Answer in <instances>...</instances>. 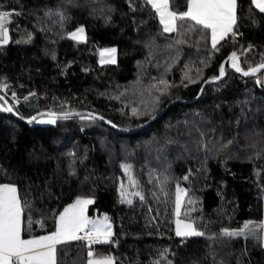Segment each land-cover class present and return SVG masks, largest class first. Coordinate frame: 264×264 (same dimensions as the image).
Masks as SVG:
<instances>
[{
	"label": "trees",
	"instance_id": "16d2710c",
	"mask_svg": "<svg viewBox=\"0 0 264 264\" xmlns=\"http://www.w3.org/2000/svg\"><path fill=\"white\" fill-rule=\"evenodd\" d=\"M169 1L187 10L186 0ZM0 12L13 13L0 45V95L18 115H99L26 122L0 111V184L17 187L24 238L54 232L70 203L91 197L89 214L111 218V242L60 244L57 264H87L90 250L116 264H264L261 236L222 235L264 216V69L245 76L227 61L225 77L207 82L232 52L243 70L264 62V13L251 0H237V35L216 49L211 31L190 20L164 32L147 0H0ZM80 26L85 41L69 35ZM106 47H117L116 63L99 62ZM177 99L189 102L136 132L105 123L133 130ZM125 165L143 202H121ZM177 185L186 190L182 212L203 236H176Z\"/></svg>",
	"mask_w": 264,
	"mask_h": 264
},
{
	"label": "snow or ice",
	"instance_id": "6c2138e0",
	"mask_svg": "<svg viewBox=\"0 0 264 264\" xmlns=\"http://www.w3.org/2000/svg\"><path fill=\"white\" fill-rule=\"evenodd\" d=\"M152 8L159 15L160 23L163 25V31L166 33L177 31V21L190 20L195 25L201 26L203 29L211 31L212 48L216 49L217 44L224 40L231 33L233 39L237 33L233 30L237 26V0H186V11L179 13L170 11L169 0H147ZM251 3L264 13V0H251ZM13 13L0 12V44L8 43V28L10 16ZM73 39H81L84 36V28H77L69 34ZM183 41H178L182 43ZM251 48V45L249 46ZM116 49H104L101 53H108L113 57L110 62L115 63L114 54ZM232 67L237 72H242L245 76L254 74L261 69H264V62L256 67H249L244 71L238 63L236 52L231 53ZM102 63L105 61L102 59ZM224 75V67L220 68V76ZM213 80L219 77H213ZM165 84V81H160ZM4 87H7L5 85ZM15 95V94H13ZM2 99V98H0ZM6 112H11V107L3 109ZM135 112V109H133ZM49 116L55 117L54 113H48ZM65 113L64 117L67 118ZM91 118V117H89ZM33 119H36L33 117ZM102 119V117H101ZM50 122L55 123V119ZM188 179L187 176L184 177ZM186 194V190L179 185L176 186L175 199V214L176 230L175 234L178 237L203 236L194 226V223L181 220L180 209L182 197ZM121 195L125 193L122 191ZM137 196L140 193H136ZM141 199L143 197L141 196ZM122 203L124 200L121 201ZM93 203L92 199L78 197L74 203L70 204L60 213L55 222V231L46 236L34 237L31 239H23L22 233V215L24 207L21 199L18 196L17 187L13 184H0V264H57L56 261V246L67 241L87 240L89 244L98 242H107L111 237V225L100 224L94 220H90L87 216L88 205ZM131 204V200H127ZM107 217L104 218L105 222ZM38 223H40L38 221ZM31 219H29V225ZM249 224H245L244 228L238 230H222V235L225 237L241 236ZM264 228V224L259 225ZM84 232L83 236L79 233ZM89 257H94L95 253L91 250L88 252ZM88 264H114V259L111 256L102 257L99 259H89Z\"/></svg>",
	"mask_w": 264,
	"mask_h": 264
},
{
	"label": "rangeland",
	"instance_id": "374dc122",
	"mask_svg": "<svg viewBox=\"0 0 264 264\" xmlns=\"http://www.w3.org/2000/svg\"><path fill=\"white\" fill-rule=\"evenodd\" d=\"M19 12H21V10L19 11ZM80 27H83V26H80ZM80 27H78V28H80ZM84 28V27H83ZM77 29V28H76ZM75 29V30H76ZM75 30H73L72 32H74ZM87 36H86V31H85V28H84V36H83V38H81V39H76V40H84L85 38H86ZM112 48H114V49H116V52H115V54H114V59H115V63L118 61V51H117V47H109V48H104V49H112ZM101 53H102V50H100V53H99V62L100 63H102L101 62V60L103 59L102 58V55H101ZM105 56V58H104V63H102V64H106V63H112V62H110V60L113 58V57H111L108 53H104L103 54V57ZM238 57V56H237ZM239 58V57H238ZM238 63L240 64V61H239V59H238ZM241 66V65H240ZM0 98H2V96L0 95ZM5 107H8L7 106V103L3 100V98L2 99H0V111H4L3 109L5 108ZM136 115V114H135ZM40 121L41 122H44V121H49L50 122V119L49 118H45V117H42L41 119H40ZM125 146H127L126 144H125ZM125 156H127L126 158H125V161L129 158V155H128V153H125L124 154ZM124 169H125V172L128 174V176H129V178H128V181L127 182H125V183H123L120 187V194H121V192L123 191L124 193H125V195L124 196H122L121 195V200H124V203H127V200H131L132 201V203L135 201V200H139V201H141V202H143V200H144V196H143V194H142V191H141V189H140V185H139V183L137 182V178L136 177H134V176H132V174H131V172H130V168H129V166L128 165H125L124 166ZM17 192H18V190H17ZM136 193H140V195L139 196H137L136 195ZM18 196H19V193H18ZM141 196L143 197V199H141ZM20 198V197H19ZM80 198H88V199H92L91 197H80ZM176 199V189H175V192H174V200ZM76 200V199H75ZM75 200L72 202V203H74L75 202ZM93 200V199H92ZM184 202H185V195L182 197V202H181V209H180V219L181 220H184V221H187V222H192V220L191 219H188L187 217H185V211H184V207H183V212H182V206H183V204H184ZM72 203H70V204H72ZM194 203H195V198H190L189 200H188V209H190L193 205H194ZM69 204V205H70ZM127 204H129V203H127ZM68 205V206H69ZM67 206V207H68ZM89 206L90 205H88V208H87V216L89 217V219L90 220H94V221H96L97 223H100V224H110L111 225V232H112V235H111V237L108 239V241L107 242H101V244H107V243H110L111 242V238L113 237V235H114V233H113V231H114V227H113V223H112V221H111V218H110V216L108 215V214H105V213H101V214H95V215H93V216H91L90 214H89V211H88V209H89ZM64 211V210H63ZM62 211V212H63ZM105 217H107L108 219H107V221L105 222V220H104V218ZM176 219H177V216H176ZM176 219H175V222H176ZM256 221H251V220H249V221H245L242 225H240L239 227H237V228H234L233 230H238V229H242V228H244V226H245V224H249V227L247 228V229H245V231H244V233L241 235V236H239V237H245V236H253V237H260V235H259V232H261V233H263V228H261V227H259V225H255L256 223H255ZM192 223H194V222H192ZM197 222H195V224H196ZM194 224V226L196 227V225ZM263 224H264V220H263ZM196 229L198 230V231H200V232H202L198 227H196ZM22 230H23V221H22ZM175 230H176V223H175ZM231 231V230H230ZM49 234H51V233H49ZM49 234H45V235H39V236H46V235H49ZM21 236H22V238L23 239H31V238H34V237H39V236H33V237H29V238H24L23 237V233H21ZM68 242H71V241H67V242H64V243H68ZM64 243H61V244H64ZM58 245H60V244H58ZM57 247V246H56ZM91 251H94V250H91ZM89 257V256H88ZM102 257H107V256H100V255H98V254H96L95 253V256L94 257H89L88 258V260L89 259H93V258H95V259H99V258H102ZM112 257V256H111ZM113 258V257H112ZM114 259V258H113ZM87 264H88V261H87ZM114 264H116V262H115V259H114Z\"/></svg>",
	"mask_w": 264,
	"mask_h": 264
},
{
	"label": "water",
	"instance_id": "95a60500",
	"mask_svg": "<svg viewBox=\"0 0 264 264\" xmlns=\"http://www.w3.org/2000/svg\"><path fill=\"white\" fill-rule=\"evenodd\" d=\"M232 53H233V52H232ZM230 55H231V54H230ZM230 55H229L228 58H227L226 60H224V62L222 63V66L224 67V75H223V76H219V79L225 77V65H226V62L228 61L229 64L232 65V60L230 59ZM258 65H259V64H258ZM258 65H256V66H258ZM256 66H253V67H256ZM247 70H248V69H247ZM247 70H244V71H247ZM240 73L243 74V71L240 72ZM243 75H244V74H243ZM219 79H215V80L210 79V80H207V82L217 81V80H219ZM197 97H199V95H198ZM2 98H3V100L7 103V106L12 108V106L8 103V101L6 100V98H4L3 96H2ZM192 101H193V100H192ZM192 101H190V102H192ZM174 102H184V103H186V102H189V101L181 100V99H177V100H174V101L170 102V103H169V104H168V105H167V106H166V107H165V108H164V109H163L158 115H156V116H155L154 118H152L151 120L146 121L145 123H143L142 125H140L138 128L133 129V130H122L121 128H119L118 126H116V125H115L113 122H111V121H107V120H105V123H107L109 126H111V127H113L114 129H116L118 132H122V133L136 132V130H140V129L146 127V126H147L148 124H150L151 122H153V121L157 120L158 118H160V117L166 112V110L168 109V107H169L172 103H174ZM11 113H13V114H14L15 116H17L19 119H21V120H23V121H26V122H32V121L35 120V119H33V117H35V118L37 119V118L40 117V116L48 115V113H54L56 117H64V114H65V113H56V112L42 111V112H38V113H36L35 115H33L32 117H30V118H28V119H23L22 117H20V116L18 115V113H17L13 108H12ZM67 114H68L69 117H70V116H79V115H84V114L92 115V116H94V117H99V115L96 114V113L93 112V111H76V112H68ZM48 116H49V115H48ZM68 116H67V117H68ZM88 245L91 246L92 244H89V243H88ZM92 252H93V251H92Z\"/></svg>",
	"mask_w": 264,
	"mask_h": 264
},
{
	"label": "crops",
	"instance_id": "0c3cea01",
	"mask_svg": "<svg viewBox=\"0 0 264 264\" xmlns=\"http://www.w3.org/2000/svg\"><path fill=\"white\" fill-rule=\"evenodd\" d=\"M169 5H170V1H169ZM170 11H173L172 9H171V7H170V9H169ZM8 28V27H7ZM8 37H9V31H8ZM71 37V36H70ZM72 38V37H71ZM9 39H10V37H9ZM9 39H8V41H9ZM87 39V37L84 39V40H76V41H85ZM0 45H3V44H0ZM106 48H109V47H106ZM102 51L104 50V48L103 49H101ZM118 51V50H117ZM103 58V60H104V58H105V56L104 57H102ZM263 220H264V216H263V218H262V220L261 221H257V222H255L256 224V226L257 225H262L263 224ZM259 235L262 237V241H263V243H264V228H263V233H261V232H259ZM58 246V245H57ZM57 248V247H56Z\"/></svg>",
	"mask_w": 264,
	"mask_h": 264
},
{
	"label": "built area",
	"instance_id": "2783aa9c",
	"mask_svg": "<svg viewBox=\"0 0 264 264\" xmlns=\"http://www.w3.org/2000/svg\"><path fill=\"white\" fill-rule=\"evenodd\" d=\"M79 235H80V236H83V235H84V232L79 233ZM81 241H87V240H83V239H82ZM98 243H99V242H98ZM98 243H94V244H98Z\"/></svg>",
	"mask_w": 264,
	"mask_h": 264
}]
</instances>
